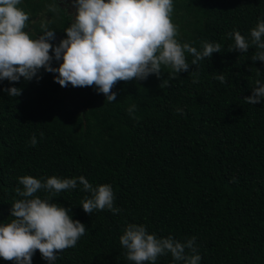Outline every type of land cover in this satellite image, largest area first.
Returning a JSON list of instances; mask_svg holds the SVG:
<instances>
[{"label":"trees","instance_id":"trees-1","mask_svg":"<svg viewBox=\"0 0 264 264\" xmlns=\"http://www.w3.org/2000/svg\"><path fill=\"white\" fill-rule=\"evenodd\" d=\"M18 7L29 15L24 31L35 39L54 30V47L76 14L60 0H21ZM171 18L178 42L198 51L204 42L220 43V53L191 65L195 57L186 52L187 72L162 66L159 78L120 81L114 102L95 86L62 88L44 69L39 79L0 81V224L11 221L18 178L26 175L110 185L121 210L85 213L81 201L90 193L79 183L52 197L86 228L54 264H133L119 243L131 223L158 238L195 237L200 264H264V100L244 101L257 80L264 85V62L252 60L251 44L247 53L231 52L228 36L239 31L250 42V30L264 21V0H173ZM11 87L21 95L10 97ZM32 264L48 261L37 251ZM156 264L183 262L169 254Z\"/></svg>","mask_w":264,"mask_h":264},{"label":"clouds","instance_id":"clouds-1","mask_svg":"<svg viewBox=\"0 0 264 264\" xmlns=\"http://www.w3.org/2000/svg\"><path fill=\"white\" fill-rule=\"evenodd\" d=\"M20 3L21 0H0V81L39 79L37 74L44 69L56 74L54 82L62 88L95 86L108 102H114L116 93L112 89L120 81H141L150 75L159 78L162 66L177 74L187 72L191 65L220 53L221 49V44L214 42H204L202 51L178 42V29L171 18L173 0H74L76 14L64 31L67 38L55 47L50 43L55 39L54 30H45L35 39L24 31L29 15L18 7ZM228 36L234 40L231 52L247 53L251 44L257 49L252 60L264 62V21L250 30V42L239 31ZM186 52L195 57L191 65L186 61ZM53 59L62 62L52 67ZM215 78L225 82L222 74ZM255 84L251 96L244 99L248 105L264 100V85L259 80ZM5 91L10 97H18L22 90L11 87ZM134 109L133 105L128 112L131 114ZM30 143L37 144L35 136ZM18 180L22 188H16L20 199L11 205L12 219L0 224V258L14 264H32L37 251L48 264H54L57 253L76 246L86 228L71 218L70 209L53 203L52 197L76 189L78 183L84 192L90 193L81 201L85 213L107 209L115 215L121 211L114 207L110 185L93 187L83 176H52L42 182L26 175ZM41 190L49 195L36 196ZM119 243L126 250V259L133 264H156L158 257L169 254L174 262L183 264H200L201 260L195 237L183 243L172 236L158 238L134 223L125 227Z\"/></svg>","mask_w":264,"mask_h":264},{"label":"flooded vegetation","instance_id":"flooded-vegetation-1","mask_svg":"<svg viewBox=\"0 0 264 264\" xmlns=\"http://www.w3.org/2000/svg\"><path fill=\"white\" fill-rule=\"evenodd\" d=\"M60 5L63 8H66L68 11H75V7L73 6L72 0H60Z\"/></svg>","mask_w":264,"mask_h":264}]
</instances>
